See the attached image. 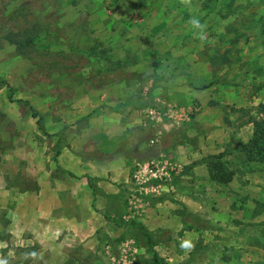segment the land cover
Wrapping results in <instances>:
<instances>
[{
	"label": "rangeland",
	"instance_id": "1",
	"mask_svg": "<svg viewBox=\"0 0 264 264\" xmlns=\"http://www.w3.org/2000/svg\"><path fill=\"white\" fill-rule=\"evenodd\" d=\"M192 17L206 24L205 39L197 38L189 24ZM6 34L33 40L19 54ZM204 53L224 55L228 62L210 64ZM132 70L143 74L134 82L144 98L141 118L143 108L157 100L181 114L176 126L165 123L160 143L179 165L174 190L129 203V189L122 184L110 203L62 204L64 213L108 215L105 227L95 230V252L87 260L81 256L78 264H125L118 248L127 240L136 245L127 263L152 264V256L144 257L151 254L143 234L145 212L156 226L170 229L178 245L190 240L185 231H197L190 251L180 247L190 259L184 264H264V163L243 164L236 150L250 136L249 117H264V0H0V260L48 264L40 252V165L49 163L52 176L73 181L79 190V179L85 182L81 163L68 174L52 155L63 146L86 154L83 149L93 142L87 135L82 144L79 138L67 139L70 129L44 135L30 107L50 130L58 117L77 115L75 106L89 105L90 90L105 93L112 78L126 82L132 76L123 72ZM147 136L129 178L135 164L151 155ZM90 151L92 157L98 154L93 146ZM219 151L228 166L240 171L231 184L210 181L204 166L190 165L192 159ZM89 178L95 186L103 177ZM244 192L252 197L249 203L233 201L234 193ZM31 197L33 210L26 213L24 203ZM19 235L35 241L25 245ZM168 238L162 234L159 239ZM92 256L96 263L90 262Z\"/></svg>",
	"mask_w": 264,
	"mask_h": 264
},
{
	"label": "crops",
	"instance_id": "2",
	"mask_svg": "<svg viewBox=\"0 0 264 264\" xmlns=\"http://www.w3.org/2000/svg\"><path fill=\"white\" fill-rule=\"evenodd\" d=\"M109 57V55L105 56V58ZM110 64L114 67V62L111 61ZM123 74H130L132 76L128 81L126 80L127 83L124 82L125 80L115 81L112 78L110 83L106 84L105 93L98 94L97 91L93 92V90H90L89 105H86V101H83L78 106H75L80 108L77 115L72 117H58L55 122L57 126L50 130L45 129L43 126L46 131V134L43 133L44 135L55 137L70 129L66 136L67 139L79 138V142L82 144L83 136L87 135L93 141L92 143H88L83 149L86 150V154L83 152L79 153L74 147L63 146L52 155L53 160L56 159L58 167L64 169L68 174H74L73 167L77 166V163H81L82 168L85 169V173L83 174L85 182L79 179L80 181L77 183L81 188L79 190H77L73 181L62 182L59 176H52L49 171V163L45 165V162H43L40 165L41 186L40 197L37 201L40 204L39 236L41 260L45 263L78 264L82 260L81 256L86 259L85 256L87 254L95 252L97 244L95 230L100 226L105 227L108 221V215L98 212L80 214L75 212V210L64 213L61 205L71 204L70 207L76 208L74 204H89L93 200L110 203L115 197L118 187H122V184H125L123 186L129 188L130 178L128 175L131 165L135 159L144 154L143 145L145 143L143 142V138L145 134L149 135L148 131L146 132L147 129L140 115L144 98L135 87L136 83H134L143 74L137 70L125 71ZM103 96L108 97L109 100L103 102L102 99H105ZM85 107L89 109L83 112L82 108ZM81 122L84 123L83 127L79 126ZM66 125H69L67 129L65 127ZM91 146L98 150V154L93 157L90 156L92 154L90 151ZM160 146L163 147L162 144L158 147H151L150 154L152 155L157 148H161ZM78 154L82 157L80 162H78ZM46 155V161H48V155H51L48 152ZM192 160L195 161L194 159ZM46 166H48V169H46ZM201 166L203 165L195 164L192 169L195 167L201 168ZM243 166L245 167V165ZM40 169L36 163V171ZM34 173L37 174L36 172ZM92 175L103 178L99 180L97 185L94 186V184H91L89 186V177ZM235 176L228 184L233 182ZM243 181L245 184L246 180ZM246 194L247 192H244L243 195L234 193L233 201L243 198L245 199L243 204L246 202L249 203L252 197ZM107 196L111 198L107 200ZM27 202L24 203V206L26 213H30L33 210L32 197ZM237 206L239 207V204ZM15 208L17 211L21 209L19 200L15 203ZM17 214L19 212L15 213V218H19ZM22 217L20 216V218ZM142 218V222L145 223V229L150 234V239L157 240L156 245L154 244L151 245V248L149 247L151 254H146L144 257H153L152 250H154L157 257L163 259L162 264H184L190 260L185 258L182 251H179L182 249H180V245L177 243L178 239L170 229L167 230L166 227L156 226L150 212H145ZM249 218H252V212H250ZM185 233L187 238L190 237V240L194 235L195 238L198 236L197 231H194V235L192 231H185ZM162 234L165 236L169 235L168 240L159 239ZM19 236L24 237V241L20 240L25 245L35 241L34 236ZM140 251L144 252L142 248H140ZM95 261L97 260L92 256L90 262L96 263Z\"/></svg>",
	"mask_w": 264,
	"mask_h": 264
},
{
	"label": "built area",
	"instance_id": "3",
	"mask_svg": "<svg viewBox=\"0 0 264 264\" xmlns=\"http://www.w3.org/2000/svg\"><path fill=\"white\" fill-rule=\"evenodd\" d=\"M142 116L151 132L146 139L149 147H158L163 138L165 123L176 126L181 121V114L165 101L155 103L143 108ZM179 165L172 155L160 148L141 162H137L132 170L129 186L128 202L141 199L142 196H157L160 193L173 191L172 178ZM136 253V245L133 241L121 242L118 248L120 259L129 264L127 258Z\"/></svg>",
	"mask_w": 264,
	"mask_h": 264
},
{
	"label": "trees",
	"instance_id": "4",
	"mask_svg": "<svg viewBox=\"0 0 264 264\" xmlns=\"http://www.w3.org/2000/svg\"><path fill=\"white\" fill-rule=\"evenodd\" d=\"M4 39L11 45L14 46L15 51L19 54H23L24 48L29 46L32 43V36L28 35H11L6 34ZM204 58L206 61L211 63H226L228 58L224 55L221 57L215 54L204 53ZM31 116L34 118V122L37 128L44 134L46 131L43 127V122L41 116L30 107ZM248 122L251 125V132L248 139L243 143H238L236 145L237 152L241 155V161L243 164L250 163H264V117H249ZM223 151L216 154H208L201 156L199 159L190 163V165L202 164L206 171V178L210 181H213L217 184H227L232 178L237 174V167H230L223 159ZM91 186V183L89 184ZM144 236L146 238L147 245L151 248V239L150 234L147 231H144ZM152 264H159L161 260L157 257V254L152 250Z\"/></svg>",
	"mask_w": 264,
	"mask_h": 264
},
{
	"label": "clouds",
	"instance_id": "5",
	"mask_svg": "<svg viewBox=\"0 0 264 264\" xmlns=\"http://www.w3.org/2000/svg\"><path fill=\"white\" fill-rule=\"evenodd\" d=\"M189 24L193 27V29L197 30L195 33L197 35V38L201 40L206 38V31H205L206 24L201 23L199 18L197 17L190 18ZM180 247L186 251H190L194 247V244L192 243L191 240H183L181 242ZM30 255L35 257L36 254L31 253ZM0 264H7V262L4 260H0Z\"/></svg>",
	"mask_w": 264,
	"mask_h": 264
}]
</instances>
